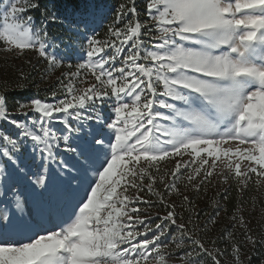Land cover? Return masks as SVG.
Returning <instances> with one entry per match:
<instances>
[{
	"label": "snow or ice",
	"instance_id": "6c2138e0",
	"mask_svg": "<svg viewBox=\"0 0 264 264\" xmlns=\"http://www.w3.org/2000/svg\"><path fill=\"white\" fill-rule=\"evenodd\" d=\"M50 4L37 26L24 14L39 0H0L5 50L75 68L51 102L17 101L13 113L0 93L12 129L0 128V264H221L199 235L206 226L178 224L164 192L181 195V179L196 191L213 176L232 175L241 191L253 174L264 182V0H146L143 21L125 0L103 40L95 28L112 6ZM61 15L76 38L57 44L48 25ZM142 192L165 206L160 223L141 215L153 203ZM233 255L241 264L235 243Z\"/></svg>",
	"mask_w": 264,
	"mask_h": 264
},
{
	"label": "built area",
	"instance_id": "2783aa9c",
	"mask_svg": "<svg viewBox=\"0 0 264 264\" xmlns=\"http://www.w3.org/2000/svg\"><path fill=\"white\" fill-rule=\"evenodd\" d=\"M12 112V111H10ZM0 128L7 129L11 131V126L7 123L0 124ZM243 168L244 166L241 165ZM188 173L185 171L184 176L186 177ZM256 175L253 174L247 183V187L242 191L239 190V183L229 175L228 180L225 182L219 176H213L211 178V183H204L200 186L199 191L194 190L191 186L185 187V181L181 179L178 182V187L181 195H176L172 193L169 195L164 192L163 184H157L156 188L160 192H164L165 200L169 203L176 204V211L178 216H183V221L179 218L177 223L187 222L189 216L195 223L201 226H206L208 235H211L215 240L220 239V241L214 243L213 241H208L203 239L201 231L199 233L200 237L204 240L205 246L209 249H220L223 251V255L217 258L221 261V264H236L233 255V243L239 246V258L241 264H247V260L251 257V251L259 244L264 246V182L257 185ZM147 183V181H145ZM193 183H199V181H193ZM231 193H235L237 196V203L234 208L228 211L227 198ZM129 195H135L134 192H129ZM146 200L153 201L152 205L140 204L141 209H149L148 213L141 212V215L149 214L153 217L152 223H160L161 221L158 217L166 215V208L163 204L159 203L156 196L150 195L146 192L141 193ZM188 196L191 202L189 207H183L181 202L183 201V196ZM247 195L249 200L242 201L243 196ZM190 209V211H189ZM219 215H216V212ZM237 216V219L233 220V216ZM243 216L244 223L246 227L241 226V221L239 216ZM209 216L215 217V223H207ZM235 225V226H234ZM223 232L220 234V232ZM172 236H177L179 233L173 226L171 229ZM230 234V235H229ZM246 234H250L254 240L258 241L255 245L250 243L246 239ZM169 236V240L172 239ZM171 248L175 250V245H171ZM169 264H178L175 258L169 261ZM264 264V263H262Z\"/></svg>",
	"mask_w": 264,
	"mask_h": 264
},
{
	"label": "rangeland",
	"instance_id": "374dc122",
	"mask_svg": "<svg viewBox=\"0 0 264 264\" xmlns=\"http://www.w3.org/2000/svg\"><path fill=\"white\" fill-rule=\"evenodd\" d=\"M32 2L34 3L35 1L32 0ZM116 2L115 0H109L108 2H105L104 4L106 5H110L112 6V11H109L107 13V18L105 20H103L102 22L99 23V25L95 28V32H96V38L103 40L108 38L107 33H108V27L112 22V17L114 15V11H115V6L119 4L118 3H114ZM102 3V2H100ZM25 16H31L30 14V10L24 14ZM0 19H2V17H0ZM140 19L141 21H143L144 16L140 15ZM61 20H63V24L65 27V30L63 31V33L60 32H56L54 31L52 35H49L50 38L53 39V41L57 44L60 43L61 40H63L65 43L69 42V38H76V34L75 33H69L68 29L70 27V21L69 20H64V17H61ZM42 21V20H41ZM41 21H39V24L36 23L37 26H40ZM59 22V21H58ZM103 28L106 29L105 34H98V32H100ZM89 35H91V33H89ZM79 43H83L82 40L78 41ZM63 49V46H61V50ZM68 62H65V65ZM75 63V62H73ZM68 71H75V68H68L67 66L61 67L55 71H50L48 69L47 66V62L38 56V54L31 49H26L23 51V54H20L18 51H7L5 50V45L3 42H0V93H4V91L1 90L2 89H8L10 88L11 84H8L7 82H3L4 78H8V77H19L22 79L21 74H23V78H26L27 76H30L32 79L36 80L35 82H37V85L41 88V89H48L45 93H38L37 91H32L31 94H29V96L25 99H23L21 102H28L30 101V99L32 98H39L42 101L43 100H47L49 102H51V93L53 91H56L59 88V83H58V78L63 79L62 77V73L64 72H68ZM89 80H91L92 78L89 75ZM21 82L23 81H19L18 84H16L18 87H30L27 86L26 83L21 84ZM20 83V84H19ZM78 86H86V85H78ZM103 113L105 116L108 115V111H107V105H103ZM8 110L12 111L13 113H15L16 110V106L14 110H11L10 107L8 106ZM12 118L15 119H23V116H16L13 115ZM6 122H0V124H5ZM91 126L95 127V121H90L89 122ZM1 126V125H0ZM57 127H59L57 125ZM236 144L233 143L232 147L235 148ZM248 145H243L242 147H247ZM187 158V157H185ZM250 162L248 161H242L241 165L245 166L247 164H249ZM174 166V164L169 165V167Z\"/></svg>",
	"mask_w": 264,
	"mask_h": 264
},
{
	"label": "trees",
	"instance_id": "16d2710c",
	"mask_svg": "<svg viewBox=\"0 0 264 264\" xmlns=\"http://www.w3.org/2000/svg\"><path fill=\"white\" fill-rule=\"evenodd\" d=\"M36 3L37 0H34ZM109 0H98V2H108ZM116 3H123L125 2V0H115ZM61 4H63L65 2V0H60ZM66 2L68 3H74L77 6L79 5V0H66ZM40 3V8L39 9H32L30 10V14L32 15V17L34 18L35 22L37 24H39V21H41L43 19L42 16V12L44 10L45 5L47 4L49 6V8H51V4H50V0H39ZM145 4H146V0H136V7L137 9L140 11L141 16H144V12H145ZM53 11H55L56 9H52ZM61 17L63 18V15H61ZM65 30L64 24L61 22H56L54 24H49L48 25V34L52 35L54 31L56 32H60L63 33V31ZM106 29L103 28L100 32H98V34H105ZM19 81H23L21 82V84L26 83L27 86L30 87H18L16 84H18ZM36 80L32 79L30 76H27L26 78H19V77H8V78H4L3 82H7L8 84H11L10 88L8 89H2V91H4V93L7 94V100H8V106L10 107L11 110L15 109L16 106V102L19 101L21 102L23 99L27 98L29 96V94L32 93V91H37L38 93H45L48 89H41L38 85L37 82H35ZM20 84V83H19ZM237 196L235 195V193H231L228 198H227V206H228V211L232 210L234 208V206L237 203ZM249 200L247 198V195L243 196L242 201H247ZM191 203V202H190ZM181 205L185 208V207H189L190 204H186L184 201L181 202ZM223 232L221 231L220 234H222ZM202 237L205 240L208 241H213L214 243L217 244L218 241H220V239H214L211 235H208L207 232L202 233ZM217 241V242H215ZM252 255H251V259L249 261V259L246 261L247 264H262L264 263V246L263 245H257L254 248V251H251Z\"/></svg>",
	"mask_w": 264,
	"mask_h": 264
}]
</instances>
